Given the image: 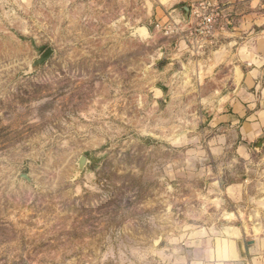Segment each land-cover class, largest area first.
I'll use <instances>...</instances> for the list:
<instances>
[{"label":"rangeland","instance_id":"374dc122","mask_svg":"<svg viewBox=\"0 0 264 264\" xmlns=\"http://www.w3.org/2000/svg\"><path fill=\"white\" fill-rule=\"evenodd\" d=\"M200 3L214 32L190 43L188 20L160 23L156 0H0V264H178L217 200L230 208L222 189L264 199V127L221 142L220 68L217 83L183 76L161 44L196 62L229 57L232 38L264 49V0Z\"/></svg>","mask_w":264,"mask_h":264},{"label":"crops","instance_id":"0c3cea01","mask_svg":"<svg viewBox=\"0 0 264 264\" xmlns=\"http://www.w3.org/2000/svg\"><path fill=\"white\" fill-rule=\"evenodd\" d=\"M156 1V16L160 23H164L167 17L174 18L182 13L185 6L190 7L191 3L204 0ZM155 34H158L157 30ZM250 39L251 36L247 37L244 43L234 49L236 39L232 38L226 44L228 50H233L229 57L220 56L218 51L207 61L198 63L192 57H185L187 52L183 43L178 44L179 49L176 51L170 48V39H162L161 43L164 57L183 65V76L187 72L190 76L196 75L205 80V83H217L220 68L223 84L213 89L211 96L221 99L216 108L222 114L216 115L214 119L220 128L226 129L227 135L220 140L226 144L230 140L229 136L250 143L262 135L264 127L263 100L257 89L264 64V49L257 45L255 39ZM171 64L158 71L160 76L172 68ZM237 67L244 70L241 86L234 82ZM245 146L240 142L236 148V153L244 159L248 157ZM220 148L217 147L215 151ZM218 191V184L210 190L213 193ZM222 192L230 208H224V202L217 200L221 205L220 211L206 219L202 226L196 223L198 229L192 232V248L186 258L180 257L178 264H264V199L250 193L246 183L228 185Z\"/></svg>","mask_w":264,"mask_h":264},{"label":"built area","instance_id":"2783aa9c","mask_svg":"<svg viewBox=\"0 0 264 264\" xmlns=\"http://www.w3.org/2000/svg\"><path fill=\"white\" fill-rule=\"evenodd\" d=\"M209 8V5L207 6L206 3H200L198 5L195 4L194 6L190 7L188 24H186L187 33L185 35L186 40H188L190 43L197 42L200 38L199 35L205 34L209 36L213 34V18L200 13V11L207 10ZM202 29H205V31L201 32Z\"/></svg>","mask_w":264,"mask_h":264},{"label":"water","instance_id":"95a60500","mask_svg":"<svg viewBox=\"0 0 264 264\" xmlns=\"http://www.w3.org/2000/svg\"><path fill=\"white\" fill-rule=\"evenodd\" d=\"M189 14H190V7L185 6L182 9V15L185 18V20H188L189 18ZM54 54V49L49 47L47 48L41 55L39 58H37L31 65L32 69H37L41 66H43L44 64H46V62H48L50 60V58L52 57V55ZM88 158L86 156H82L79 160V172H82L84 170V168L86 167V165L88 164ZM21 177L28 181V182H32V180L30 179L28 174H22Z\"/></svg>","mask_w":264,"mask_h":264},{"label":"trees","instance_id":"16d2710c","mask_svg":"<svg viewBox=\"0 0 264 264\" xmlns=\"http://www.w3.org/2000/svg\"><path fill=\"white\" fill-rule=\"evenodd\" d=\"M146 141H151L150 139H147Z\"/></svg>","mask_w":264,"mask_h":264}]
</instances>
